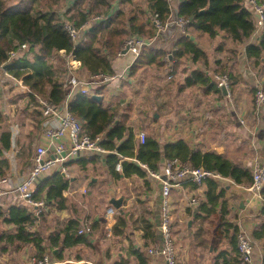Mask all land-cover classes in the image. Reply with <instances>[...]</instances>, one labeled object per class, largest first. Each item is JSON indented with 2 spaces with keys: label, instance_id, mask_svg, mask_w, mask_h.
<instances>
[{
  "label": "trees",
  "instance_id": "trees-1",
  "mask_svg": "<svg viewBox=\"0 0 264 264\" xmlns=\"http://www.w3.org/2000/svg\"><path fill=\"white\" fill-rule=\"evenodd\" d=\"M115 3H118L117 9ZM171 13L170 0H0V66L7 65L6 71L27 87V108H30L29 115L36 123L35 134H29L28 143L16 154L18 161L24 159L25 166L29 167L28 172L32 167L33 145L39 142L40 132L42 134L44 128L41 101L59 108L65 102L74 78L114 74L112 61L120 55L125 42L129 38L156 36L152 19L156 17L162 25H166ZM174 16L185 21L182 37L167 53L156 47H142L126 76L120 79L121 90L117 95L109 97L107 102L83 93H76L69 99L68 110L81 125L83 134L91 139L99 137V145L105 153L85 152L90 156L80 154L64 162L60 170L55 168L41 174L32 194L33 201L43 202L38 216L35 215L36 207L26 201L19 200L6 208L0 205L2 251H6V247L31 245L36 250L33 256L41 257L56 249L50 255L53 259L62 260L65 249L89 242L86 233H79L82 225L77 218L64 221L62 227L52 231L50 228V213L68 208L64 192L70 187V179L63 172L66 174V167L71 163H77L82 170L88 169L91 164L95 171L100 164L110 178L119 180L131 176L144 179L149 171H161L163 159L177 160L231 178L237 184L251 185L253 170L243 168L230 156L193 149L182 139L161 147L153 134L154 130L147 126L144 118L146 110L141 112L143 119L139 124L149 131L145 134L144 143L136 139L133 124L136 105L132 98L138 93L145 96L152 88L156 90L155 97L165 90L170 93L175 83L173 76L187 60L195 66H208V54L201 47L202 37L230 40L233 46L230 52L234 56L229 57L235 60L241 49L238 48L242 46L245 58L253 68L264 69V22L260 35L253 39L256 24L252 12L246 7V0H179ZM67 24L80 31V40L71 37L65 28ZM11 53L15 55L12 57ZM69 59L80 62L77 70L70 69ZM220 63L217 61L219 67L212 73L198 67L192 69L184 84L180 86L176 82L178 86L175 92H181L185 86L196 85L206 94L213 92L221 95L222 91L214 81L216 74L226 75L232 87L239 83L241 74ZM169 75H172L171 79H168ZM151 81L157 84L148 87L146 82ZM134 86L139 90H134ZM257 90L254 87L251 93ZM173 99L174 96L163 103L155 100V111ZM155 111L151 119L159 116ZM4 120L5 116L0 111V123ZM11 136L9 130L0 131V178L6 177L11 168L8 155ZM117 164H120V169L116 168ZM203 184L206 190L197 205V214L207 216L218 211L217 237L226 239L230 245L228 251L218 252L215 263L248 264L243 261L237 248L236 238L240 228L227 218L229 211L223 200L224 188H220L219 181L210 177L205 178ZM260 194L264 199V185ZM260 214L264 217V205ZM126 227V213H119L113 232L122 236ZM149 229H152V225ZM151 237L155 239L153 231ZM251 237L254 242L261 243V264H264V219L252 230ZM134 254L141 260L145 258L137 250Z\"/></svg>",
  "mask_w": 264,
  "mask_h": 264
},
{
  "label": "crops",
  "instance_id": "crops-1",
  "mask_svg": "<svg viewBox=\"0 0 264 264\" xmlns=\"http://www.w3.org/2000/svg\"><path fill=\"white\" fill-rule=\"evenodd\" d=\"M178 2L179 0H174L173 13L169 18L168 27L164 34H161L162 40H164L163 37H168L167 41H169V44L168 42L166 44L169 47V51L173 49L183 34L175 23L174 14ZM118 7V3H115V8L117 9ZM257 37V35H253L255 40ZM201 47L208 54V66H195L190 60L185 61L180 69L177 70L176 75L173 76L175 78L179 74L178 85L184 84L185 78L192 69L198 67L203 71L212 73L219 67L216 63L220 61L222 66H229L234 71L242 74L244 77L242 88L238 89L237 92L232 91L234 95H232L231 91L227 94L222 92L221 95L213 92L206 94L200 86L196 85L185 86L181 92H175L176 89L170 93L164 91L158 97H155L157 103H163V101L168 98L171 99L173 96L174 99L164 103L162 109L160 108L156 111L155 107L157 105L148 104V93L145 96L138 93L135 96V100L140 95L143 98V102L140 106L136 105L134 100L136 105L133 114L134 131L145 132L144 129H147V127H140V119L136 118V116H139L143 119L141 112L146 110L144 118L147 120V126L152 127L154 130L153 134L161 147H164L167 143H174L176 140L182 139L188 142L193 149H202L210 152L217 151L222 153L223 156H229V153H232V157H230L237 164L243 168L253 170L264 159V104L257 108L255 93H251V89L255 87L262 89L264 92V69L260 67L253 71V65L245 58L242 46L238 48V50L241 49L237 56L239 65H236L235 59L232 58L234 55L230 52L233 48L230 40H223L221 37L215 39L202 37ZM229 55H232V57H229ZM131 63L132 56L130 53H120L112 61L113 71L122 73L127 67L131 66ZM79 66L80 62L69 59L70 69L77 70ZM120 79L108 83L106 87L105 85H99L96 90L100 99L102 98L103 101L107 102L109 97L117 95L121 90ZM235 85H238V83ZM134 90L139 89L135 87ZM173 92L174 95H172ZM27 93L28 89L22 84L21 80L14 78L6 69L0 66V111L5 116V120L0 123V131L6 129L12 135L11 148L8 153L11 168L6 175L8 182L2 185L3 193L0 195V205L3 208L19 201L17 195L11 192L10 189L28 173V170L23 169L21 171L19 169L21 163L19 166V161L16 157L21 147L26 144L29 134L31 132L35 134L36 123L29 115L30 108H27ZM155 100H151V102L155 103ZM234 103H237L238 109H235ZM17 109L25 111L27 118L18 116ZM153 111L158 112L159 116L151 119ZM48 122L52 125H57V121L54 119ZM41 137L42 134L40 132L39 141ZM65 144L67 145V142ZM80 154L81 156H90L85 152ZM165 161L163 159L161 162V170ZM61 167L62 165H58L56 170H60ZM92 167L90 164L88 169L82 170L77 163H71L66 167V176L70 179V187L64 192V196L68 199V208L54 210L50 213L51 231L57 227H62L63 222L70 218L79 219L82 227L90 225L91 230L86 233L89 242L65 249L62 252L63 259L55 258V260L59 264H165L161 256L151 255L148 252L149 247L159 243L161 240L159 232L160 182L151 180L148 174L144 179L131 176L114 180L108 176L105 167L100 164L97 165L96 171ZM216 180L219 181L220 188H224L223 200L226 201L229 211L228 220L238 224L240 229L251 235L252 230L264 219L260 214L264 199L254 195L248 189L249 186L237 184L231 178L221 177V179ZM205 190V184L197 186L190 181L183 183L179 187H173L170 192L171 216L176 214L178 222L190 219L200 225L211 215L218 218L219 221L218 211L207 216L203 213L197 214L199 213L198 204L190 205L188 203V198L191 196L203 198ZM96 191L98 203L93 205V209V206L90 205L95 199L94 192ZM103 195H105V198H102ZM111 198H122V202L121 207L119 209L116 208L111 221L112 235L108 236L105 227L109 223V219H107L105 213L109 206H113L109 203ZM100 202L101 205L98 206ZM119 213H126L127 218V227L125 234L122 236H117L113 232V225L117 221ZM188 224H190V221ZM150 225H152V229H149ZM217 227L214 226L213 229L205 233L206 235H201L200 241L194 247L196 248V256L191 253L189 258V248L187 250L185 247L183 249L179 248L181 254L179 264H216L218 252L230 249L226 239L217 237ZM34 228L35 226H33ZM151 231H153L155 239L151 237ZM145 233H147V237H145ZM179 233L180 223L175 235ZM214 239L219 244L218 247L214 250L212 244H210L208 245L207 255H202L205 244L209 240L214 241ZM261 249V243L259 248L254 247L253 258L256 264H261ZM135 250L142 252L145 258L141 260L136 257L134 254ZM49 252L53 254L56 249ZM35 254L36 250L31 245L6 247V251H2L0 246V264H33L29 257Z\"/></svg>",
  "mask_w": 264,
  "mask_h": 264
},
{
  "label": "built area",
  "instance_id": "built-area-1",
  "mask_svg": "<svg viewBox=\"0 0 264 264\" xmlns=\"http://www.w3.org/2000/svg\"><path fill=\"white\" fill-rule=\"evenodd\" d=\"M246 7L252 12L254 21L256 24L255 35L259 36L264 22V2L258 0H246ZM173 10V9H172ZM173 13V11H172ZM171 13V14H172ZM175 15V14H174ZM169 22V21H168ZM153 26L157 30V35L151 38H129L124 48H127V52L132 56V63L139 55L142 47H156V41L160 38L163 32L167 29L168 23L162 25L159 19L156 17L152 19ZM175 23L177 28L184 34L185 21L177 19L175 17ZM74 40H80V31L74 29L71 25L65 26ZM182 34V35H183ZM182 37V36H181ZM155 44V45H154ZM24 47V46H23ZM12 57L15 55L11 53ZM131 63V64H132ZM130 67V66H129ZM122 73L114 74H98L91 76L88 79H73L70 83V88L67 93V97L63 105L59 108H54L52 105L41 101L43 109L42 116L44 117L43 127L44 132L39 143L36 146L34 155L32 157V167L27 175L10 190L14 192L19 200L26 201L30 205L36 207L35 215L38 216L43 208V202H35L32 200V194L37 186L39 177L41 174L48 170L55 169L58 165L61 166L64 162L69 161L79 155L81 152H88L91 154L100 153L104 154L105 150L99 145L100 138L91 139L89 136L83 134V130L77 119L68 110V101L76 93H83L90 97L97 95L98 85H106L110 82L123 78L127 74L128 68ZM172 75L168 76L171 79ZM214 81L219 87H225L226 92H229V78L226 75H214ZM255 102L257 108L264 104V92L262 89H258L255 93ZM54 119L57 121V125H52L49 120ZM136 139L140 143H144L146 135L144 132L139 131L135 133ZM67 142V145L65 144ZM50 146H53V150H50ZM65 151H69L66 156L62 154ZM219 156H223L222 153L213 151ZM145 167V165H142ZM117 169H120V164H117ZM148 177L153 181H159L161 184V206H160V223L159 232L161 240L159 243L152 245L148 248V252L151 255L161 256L165 264H178V254L176 247L173 243L172 231H171V200L170 192L173 187H179L185 182L195 183L197 186L203 184L205 178L210 177L214 179H221L218 173L205 170L202 167H192L187 164H182L177 160H166L164 162L163 169L160 172H148ZM8 182V178H0V195H2V185ZM264 185V159L261 163L253 168L252 183L248 187L254 195L261 198L260 191ZM200 198L191 196L188 198L190 205L199 204ZM116 208L109 206L106 209V217L109 219V223L106 225V233L108 236L112 235V225ZM90 225H85L79 230V233L90 232ZM237 248L241 258L245 263H254V247L253 238L245 230L240 229L237 234ZM30 261L33 264H59L50 254H44L41 257L31 256Z\"/></svg>",
  "mask_w": 264,
  "mask_h": 264
},
{
  "label": "rangeland",
  "instance_id": "rangeland-1",
  "mask_svg": "<svg viewBox=\"0 0 264 264\" xmlns=\"http://www.w3.org/2000/svg\"><path fill=\"white\" fill-rule=\"evenodd\" d=\"M170 3H171V7H173L174 0H170ZM163 34H164V32H163ZM167 38L168 37H166V38L163 37L164 40H162L161 37H160L156 41H154V43H156V48L163 49L166 53L169 52V50H168L169 47L166 44L167 42L169 44V41H167ZM235 61H236L235 62L236 65H239V58L238 57L236 58ZM240 66H241V64H240ZM253 71H256V69H254ZM78 78L79 79H84V78H81V77H78ZM179 79H180L179 74L173 79L175 83L170 88V90L172 89L171 92L176 89V86H177V83L176 82ZM166 81H168V80H166ZM164 83H166V82H164ZM243 83H244V77L241 74L238 85H234L233 87L229 85L228 86V89H229V91H231V93H232V91L233 92H237L238 89H241L242 88V84ZM146 84L149 87L150 85H156L157 83L155 81H151L149 83L146 82ZM165 91H167V90H165ZM155 92H156V90L154 88H152L151 91H150V93H148V95H149L148 104L149 105H152V106L155 105V103L151 102V100H155ZM172 95H174V92H173ZM232 95H234V93H232ZM232 97L234 98V96H232ZM141 98H142V96L139 95V96H137V99L136 100H135V97L132 98V99L135 100L136 105H140L141 106V103L143 102V98L142 99ZM234 105H235V109H238L237 103H234ZM17 112H18L17 113L18 116L27 118V116H26L27 114L25 113V111H21V110H18L17 109ZM139 119H141V118L139 117ZM144 131L148 133L149 129H144ZM34 132H36V129L34 130ZM43 132H44V128H43ZM28 141H29V138L26 139V143H28ZM37 144L35 143L33 145V153H34V151L36 149ZM229 156L232 157V153H229ZM23 160L24 159H20L19 166H20V163H21V166H20V168L19 167L18 168L20 170H23V169L24 170H28L29 167L25 166ZM99 192H100V190H99ZM96 193H97V191L94 192V198L95 199L91 202L92 204L90 206H93L94 204H97L98 203V199H97L98 196L96 195ZM102 198H105V195H103ZM100 205H101V202L99 203L98 206H100ZM93 209H94V206H93ZM189 221H190V224H188ZM179 223H180V233L178 235H175V232L177 230V227H178V224ZM202 223L200 225L198 222L191 221L190 219L189 220L188 219H184L182 222H178V218H177L176 214H174L172 216V219H171V231H172L173 243H174V245L176 247V250L178 252V264H179V262L181 260L180 249H183L185 247V249L187 250L189 248V255H188L189 258L191 257V253H192L193 256H196V254H195L196 253V248H194L195 247V244L200 241L201 235H206L205 233L208 232V231H210L211 229H213L214 226L217 227L218 224H219V221H218V218H215L213 215H211V217L207 218L206 221H204L203 224ZM214 241H215V243H214ZM214 241L209 240V242H207V244H205V246L203 248V251H202V255H204V256L207 255L208 248H209L208 245L212 244V248L214 250L218 247L219 244L217 243V241L215 239H214ZM186 243H187V246H186ZM253 247L259 248L260 247V243L253 242Z\"/></svg>",
  "mask_w": 264,
  "mask_h": 264
},
{
  "label": "water",
  "instance_id": "water-1",
  "mask_svg": "<svg viewBox=\"0 0 264 264\" xmlns=\"http://www.w3.org/2000/svg\"><path fill=\"white\" fill-rule=\"evenodd\" d=\"M127 53V48H124L122 51H121V54H125ZM7 65H3L2 68L3 69H6ZM221 91L223 92V94H227L226 90H225V87L221 86L220 87ZM91 98L93 99H96V100H99L100 97L99 95H93ZM50 150H53V146H50ZM69 151H65L62 155L63 156H66L68 154ZM63 175H66L65 172H63ZM121 202H122V198H111L109 203L112 204L115 208H120L121 207Z\"/></svg>",
  "mask_w": 264,
  "mask_h": 264
}]
</instances>
